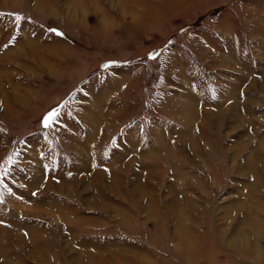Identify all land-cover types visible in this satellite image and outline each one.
<instances>
[{"label": "rangeland", "instance_id": "obj_1", "mask_svg": "<svg viewBox=\"0 0 264 264\" xmlns=\"http://www.w3.org/2000/svg\"><path fill=\"white\" fill-rule=\"evenodd\" d=\"M0 264H264V0H0Z\"/></svg>", "mask_w": 264, "mask_h": 264}, {"label": "snow or ice", "instance_id": "obj_2", "mask_svg": "<svg viewBox=\"0 0 264 264\" xmlns=\"http://www.w3.org/2000/svg\"><path fill=\"white\" fill-rule=\"evenodd\" d=\"M16 19H20V17H17ZM56 115H57V113H55V112L51 113V114L47 117V119H46V121H45V126H48V123H49L50 121H52Z\"/></svg>", "mask_w": 264, "mask_h": 264}, {"label": "bare ground", "instance_id": "obj_3", "mask_svg": "<svg viewBox=\"0 0 264 264\" xmlns=\"http://www.w3.org/2000/svg\"><path fill=\"white\" fill-rule=\"evenodd\" d=\"M241 229V228H240Z\"/></svg>", "mask_w": 264, "mask_h": 264}]
</instances>
